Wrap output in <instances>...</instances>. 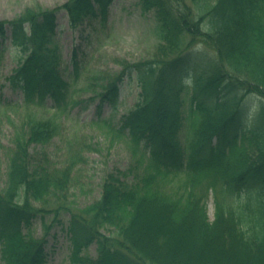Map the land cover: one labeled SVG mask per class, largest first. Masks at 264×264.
I'll return each instance as SVG.
<instances>
[{
	"label": "trees",
	"instance_id": "16d2710c",
	"mask_svg": "<svg viewBox=\"0 0 264 264\" xmlns=\"http://www.w3.org/2000/svg\"><path fill=\"white\" fill-rule=\"evenodd\" d=\"M112 1L68 0L56 10L27 9L0 22V39L8 24L13 46L26 54L11 80L28 104L57 101L68 78L83 71L76 48L71 68L56 70V12L65 10L74 29H91L106 19ZM140 1L143 13L154 11L155 57L125 63L98 95V112L104 105L116 109L125 79L140 87L136 109L116 131L109 129L125 138L127 167L107 174L95 202L76 209L65 205L61 198L72 166L57 169L45 153L30 152L49 144L59 125L53 118L30 117L12 148L0 143V158L7 162L0 190L5 264H45L46 241L23 228L49 211L56 219L64 211L70 215L65 230L73 264H214L209 252L233 264H264V0ZM194 67L203 69L189 75ZM239 95L259 100L257 117L249 119L237 105ZM209 191L215 200L211 222L205 208ZM50 197L56 199L53 207H31ZM183 239L203 255L186 260L178 242ZM92 243L97 258L80 255ZM204 256L210 259L201 263Z\"/></svg>",
	"mask_w": 264,
	"mask_h": 264
},
{
	"label": "rangeland",
	"instance_id": "374dc122",
	"mask_svg": "<svg viewBox=\"0 0 264 264\" xmlns=\"http://www.w3.org/2000/svg\"><path fill=\"white\" fill-rule=\"evenodd\" d=\"M66 1L0 0V21H12L27 9L53 10ZM95 27L94 31L85 32L83 37L86 39L80 38L79 31L70 28L65 12L62 11L57 16V29L53 39L62 58L59 60L62 63L68 61L73 47L78 45L84 57L83 65L88 67L83 76L70 85L64 109L58 108L50 98L46 99L43 106H27L24 103L21 90L11 81L21 53L11 46L9 29L5 39L0 42V142L12 148L16 131L31 116L55 117L59 124L57 136L47 145L32 146L30 152L45 153L57 169L68 163L72 166L68 190L61 200L75 209L84 208L98 200L107 174L115 169L125 168L128 160L125 139L118 138L116 132L109 131L98 120L111 123L115 129L122 117L138 103L140 87L135 80H126L122 85L118 109L115 111L105 106L98 119V95L102 91L100 86L112 76L121 73L125 63L136 64L154 59L158 42L153 12L142 13L139 0H114L107 20L103 24L95 23ZM62 67L63 65L60 66ZM92 76L96 78L90 82L89 78ZM73 101L80 103L72 105ZM241 104L248 111H255L258 105L251 98L242 100ZM79 158H84V161ZM6 163L5 158L1 157L0 189L6 183ZM45 203L53 205L56 199L50 197ZM33 205L39 207L44 203ZM206 209L208 219L212 221V193L209 194ZM44 216L50 227L48 231L43 227L40 215L32 219L28 230L35 238L47 240V247L51 251L47 264H71L70 241L63 229L70 219L69 214L62 213V224L53 221L52 213ZM26 230L27 228L24 229ZM184 246H187L186 243ZM82 253L96 257V244L84 248ZM0 264H4L1 259Z\"/></svg>",
	"mask_w": 264,
	"mask_h": 264
},
{
	"label": "bare ground",
	"instance_id": "6f19581e",
	"mask_svg": "<svg viewBox=\"0 0 264 264\" xmlns=\"http://www.w3.org/2000/svg\"><path fill=\"white\" fill-rule=\"evenodd\" d=\"M181 241H183V242H181ZM181 241H178V242L181 243V244H179L180 247H182V249L187 252L186 253L187 255L184 256V258L186 260H188L189 258H193L196 255H203V254H198V252L194 248L191 249L189 246H184L183 245L185 243L184 239ZM214 253H216V252H209V254H212V255H210V258L214 264H233V262H235V260H231V258L220 257L218 255H215ZM210 258L208 256H206V257L204 256L201 258L200 261H201V263H204V261L209 260ZM236 264H238V263H236Z\"/></svg>",
	"mask_w": 264,
	"mask_h": 264
}]
</instances>
